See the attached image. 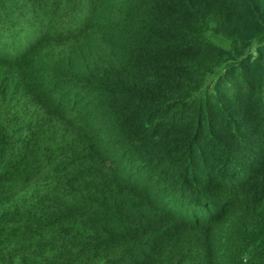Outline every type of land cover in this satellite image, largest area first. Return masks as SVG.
<instances>
[{"label": "trees", "instance_id": "16d2710c", "mask_svg": "<svg viewBox=\"0 0 264 264\" xmlns=\"http://www.w3.org/2000/svg\"><path fill=\"white\" fill-rule=\"evenodd\" d=\"M0 264H264V0H0Z\"/></svg>", "mask_w": 264, "mask_h": 264}]
</instances>
